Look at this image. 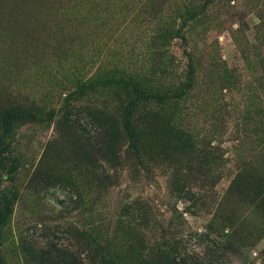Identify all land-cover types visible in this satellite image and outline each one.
<instances>
[{
  "label": "rangeland",
  "instance_id": "374dc122",
  "mask_svg": "<svg viewBox=\"0 0 264 264\" xmlns=\"http://www.w3.org/2000/svg\"><path fill=\"white\" fill-rule=\"evenodd\" d=\"M147 1L0 0V99L15 96L56 110V99L80 80L89 85L69 103L82 111L114 103L115 92L130 78L147 82L149 94L167 91L174 76L157 54L156 27L179 0H162L157 14ZM210 1L214 5L185 42L171 39L165 49L178 72L186 69L187 52L195 58L178 120L214 153L203 160L197 152L187 154L181 167L190 174L179 188L170 154L144 167L134 158L111 162V168L100 162L110 175L101 187L78 168L77 155L66 157L63 163H76L66 176L70 181L32 185L28 181L54 127H21L2 138L13 173L4 174L0 186L10 210L0 230V264H45L23 249L30 247L27 240L43 242L42 226L55 231L48 238L57 236L52 241L75 254L65 264H89L80 241L69 238L71 225L134 257L138 241L129 223L138 208L151 212L150 235L174 241L186 259L264 264V214L233 194L238 181L264 184V0ZM84 113L78 117L86 130L82 140L92 134ZM199 164L210 167L208 181L196 172ZM226 210L233 212L231 220ZM238 229L246 230L243 245L234 240ZM227 241L228 247L222 244ZM52 264L63 263L53 257Z\"/></svg>",
  "mask_w": 264,
  "mask_h": 264
},
{
  "label": "trees",
  "instance_id": "16d2710c",
  "mask_svg": "<svg viewBox=\"0 0 264 264\" xmlns=\"http://www.w3.org/2000/svg\"><path fill=\"white\" fill-rule=\"evenodd\" d=\"M161 1L148 0V8L155 14L159 13L164 4ZM212 5L214 4L210 0H179L174 3L173 13L168 20L158 19L155 36L157 54L166 59L168 62L166 72L172 70L170 73L174 76L169 88L162 94H149L147 82L130 78L123 81L115 92L114 103L83 107L82 111L73 108L69 103L77 91L81 93L89 85L88 82L85 84L80 80L76 82L74 90H68L63 97L59 96L56 99V103H60V107L56 110L47 109L37 102L19 100L15 96L0 99V186L4 176L13 173L8 166V162L11 161L8 153H11V150L4 145L5 141L2 138L14 135L21 127L40 126L46 129L53 123L54 136L48 141L44 154L28 181L29 184L55 185L53 181H70L66 176L70 170L75 169L76 163L62 161L66 157L75 155H77L78 168L85 170L90 182L101 187L104 182H109L110 175L100 162L110 167L111 162L134 158L144 167L145 162L169 160L170 154V160L175 165L171 175L174 184L179 188L190 174L188 167H181V164L190 157L187 154L193 155L197 152L196 158L203 160L214 153V147L193 136L178 120V114L182 110L181 102L191 87L189 81L194 76L192 71L195 58L192 53L187 52L186 69L178 72L174 69L175 57L165 49V43L174 38H180L185 42L189 33L191 34L194 28L202 23ZM82 112H85L83 118H90L88 122L92 127V134L85 136L83 140L80 132L86 134V130L78 122ZM202 147L206 150L200 149ZM209 169L210 167H206L205 164H199L196 172L208 181ZM233 190L234 196L239 197L238 201H247L264 214L263 183L256 185L250 181H238ZM2 193H4L3 189L0 194ZM8 206L9 203H6L5 199H0V230L8 220L10 212ZM226 213V218L230 216L231 220L233 212L226 210ZM150 214L151 212L145 208H138L137 216L129 223L130 235L138 241V252L134 257H128L126 250L121 253L114 251L108 244L92 237L82 228L71 225L67 230L71 235L69 238L80 241L82 250L88 256L89 264H203L186 259L178 245L174 241L169 242L166 236L161 235L159 240H155L149 233L152 231V226L149 224ZM50 231L55 232L42 226L40 233L43 242L27 240L30 247H23L24 253L44 261L45 264H52L53 257L65 264L64 258H73L75 254L54 243L53 237L57 238V236L48 238L46 234ZM245 231L238 229L234 233V240L241 245L247 239ZM222 244L227 246L230 242Z\"/></svg>",
  "mask_w": 264,
  "mask_h": 264
}]
</instances>
